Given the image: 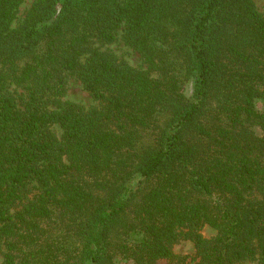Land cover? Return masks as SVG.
<instances>
[{"label": "trees", "instance_id": "trees-1", "mask_svg": "<svg viewBox=\"0 0 264 264\" xmlns=\"http://www.w3.org/2000/svg\"><path fill=\"white\" fill-rule=\"evenodd\" d=\"M23 1L0 0L3 263L104 264L112 228L138 197L123 226L136 239L116 245L124 259L170 262L185 237L193 264H264V138L240 130L264 132V13L254 0H35L13 28ZM120 32L146 70L99 49ZM68 77L103 106L85 114L51 100ZM150 135L134 168L145 192L106 196L105 184L84 180L116 174ZM56 214L80 219L83 251L45 238Z\"/></svg>", "mask_w": 264, "mask_h": 264}, {"label": "rangeland", "instance_id": "rangeland-1", "mask_svg": "<svg viewBox=\"0 0 264 264\" xmlns=\"http://www.w3.org/2000/svg\"><path fill=\"white\" fill-rule=\"evenodd\" d=\"M35 0H24L22 4L18 7L16 11L15 18L11 24V27L18 26L22 20L24 19L27 11L30 9L31 5ZM255 5L259 12L264 13V0H254ZM99 49L103 51H108L113 54L119 62H123L128 64L131 67L146 70L147 65L144 63L143 59L133 51L128 45L124 43L122 40V32L118 34V38L116 41L110 44H98ZM2 73V67L0 66V75ZM194 80L190 79L187 84L184 85V92L188 99L194 100ZM19 91V89H17ZM51 100H58L64 104L75 105L80 108L85 114L90 113L93 109H99L103 106V103L100 100L95 99L85 88L83 85L75 78L68 77L66 80L65 87L63 92L60 95H56L55 98ZM214 102V101H213ZM58 105L53 103L51 108L57 109ZM54 135L61 141L63 130L59 124H54L51 127ZM242 133L250 132L259 138H264L263 130L255 124L245 123L242 128H240ZM151 136V135H150ZM143 141H139L136 146L131 150L133 156L130 160H127L125 166L121 169H115L113 172L104 176L91 177L86 176L84 178L89 184L93 185L96 181H99L106 185V196L112 194V191L117 192L119 197L127 198L131 194H142L145 192L147 187L149 186V182L146 181L145 178L140 176L138 172L135 171V162L139 155L142 152L151 148L153 137L151 136ZM125 153V151H123ZM123 154L119 157H122ZM103 193V192H102ZM101 193V194H102ZM255 198L261 199L259 195ZM138 197L131 203L129 210L122 218L121 221H118L115 227L112 228L110 232L109 246L106 247L103 257H105L104 264L108 263L110 258L112 264H134L131 260H126L122 257L121 254L118 253V247L116 246L118 243L126 242L127 244H132L136 239L135 236L124 235L123 234V226L134 219V210L136 208V204L138 203ZM81 223L80 219L72 216V215H62L56 214L52 220L45 221L42 224L43 230L46 232L45 238L53 239L55 242L60 245H64L67 250L72 252H81L85 249L86 243L82 240L81 236ZM186 232V230H184ZM200 234L205 239H213L217 235V231L210 228L209 226H204L200 230ZM172 252L174 254V259L170 262L161 260L158 261L157 264H181L183 262L193 264L192 257L195 256V247L194 243L185 237H181L177 240V242L172 247ZM0 264L3 263V256L0 251ZM86 264H94L91 262H86ZM238 264H259L258 260L249 261L246 260L244 262Z\"/></svg>", "mask_w": 264, "mask_h": 264}]
</instances>
